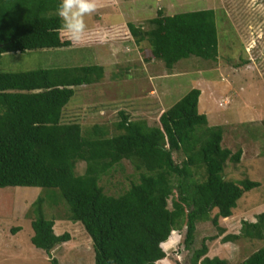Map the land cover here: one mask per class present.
Segmentation results:
<instances>
[{"label": "trees", "instance_id": "trees-1", "mask_svg": "<svg viewBox=\"0 0 264 264\" xmlns=\"http://www.w3.org/2000/svg\"><path fill=\"white\" fill-rule=\"evenodd\" d=\"M59 3L0 0V56L70 46L61 36ZM148 23L147 29L127 23V37L147 42L151 57L167 69L190 56L216 61L213 9L172 15L159 9ZM103 72L97 64L0 71V187L56 189L67 206V219L80 222L90 236L94 264H159L172 232L183 228L188 264H227L206 255V240L214 236L203 237L198 247L193 243L197 222L210 220L222 232L218 219L231 216L237 200L259 186L249 178H225L226 162H239L241 149L222 147V127L208 125L198 111L201 92L196 87L164 110L158 125L132 120L123 111L112 135L105 125L93 124L83 134L79 123L63 122L74 87L99 81ZM174 152L183 154L180 163ZM122 160L131 163L138 179L117 195L107 194L100 180ZM78 161L85 163L82 173L75 172ZM45 201L39 195L31 203L30 241L49 255L50 264H60L50 252L70 235L54 232L55 219L45 216ZM240 236L264 240V211L253 222L242 220L240 233L222 241ZM238 264H264V245Z\"/></svg>", "mask_w": 264, "mask_h": 264}, {"label": "rangeland", "instance_id": "rangeland-1", "mask_svg": "<svg viewBox=\"0 0 264 264\" xmlns=\"http://www.w3.org/2000/svg\"><path fill=\"white\" fill-rule=\"evenodd\" d=\"M161 10L165 15L213 9L217 24L216 61L195 56L179 60L171 69L151 57L147 42L127 37V23L149 27L148 20ZM88 31L80 43L68 47L5 52L0 71L38 68L103 66L102 78L74 87V95L63 108V122H77L85 134L93 124L105 125L109 135L123 111L130 119L158 125L160 114L191 88H199L198 111L208 125H220L222 147L241 149L239 162L227 161V179L249 178L259 186L245 192L229 217L218 219L220 232L210 220L196 224L194 247L206 240L207 256L238 264L264 245V240L240 236L223 242L227 234H239L241 221L253 222L264 211V0H98V8L86 17ZM63 39H67L61 31ZM180 163L184 156L174 152ZM85 163L78 161L75 172ZM128 160L102 176L100 185L117 195L138 179ZM32 186L0 187V264H50L49 255L30 241L33 234L31 203L45 198L44 214L54 218V232L69 233L70 240L50 252L60 264H94L92 240L80 222L67 219L68 210L56 189ZM51 190V191H50ZM54 190V191H52ZM168 208L171 200L168 199ZM216 213L214 209L210 216ZM15 227H20L15 232ZM185 228L175 230L168 240L165 258L159 264H188L189 250L183 247Z\"/></svg>", "mask_w": 264, "mask_h": 264}, {"label": "clouds", "instance_id": "clouds-1", "mask_svg": "<svg viewBox=\"0 0 264 264\" xmlns=\"http://www.w3.org/2000/svg\"><path fill=\"white\" fill-rule=\"evenodd\" d=\"M98 0H60L57 15L61 20L60 29L71 43H80L87 31L86 17L97 11Z\"/></svg>", "mask_w": 264, "mask_h": 264}]
</instances>
